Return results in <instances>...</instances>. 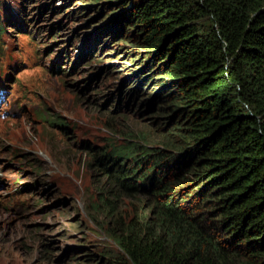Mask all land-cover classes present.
Masks as SVG:
<instances>
[{"label":"trees","instance_id":"obj_1","mask_svg":"<svg viewBox=\"0 0 264 264\" xmlns=\"http://www.w3.org/2000/svg\"><path fill=\"white\" fill-rule=\"evenodd\" d=\"M88 1L70 12L108 18L140 63L125 95L145 85L139 113L178 147H87L88 211L110 242L91 262L264 264V0Z\"/></svg>","mask_w":264,"mask_h":264},{"label":"rangeland","instance_id":"obj_2","mask_svg":"<svg viewBox=\"0 0 264 264\" xmlns=\"http://www.w3.org/2000/svg\"><path fill=\"white\" fill-rule=\"evenodd\" d=\"M87 5L0 0V264H93L89 255L110 246L88 211L89 145L118 137L178 149L139 113L145 85L125 95L140 63L114 32L103 33L108 18L70 12Z\"/></svg>","mask_w":264,"mask_h":264},{"label":"bare ground","instance_id":"obj_3","mask_svg":"<svg viewBox=\"0 0 264 264\" xmlns=\"http://www.w3.org/2000/svg\"><path fill=\"white\" fill-rule=\"evenodd\" d=\"M32 42V41H31ZM0 99H2V94H0Z\"/></svg>","mask_w":264,"mask_h":264}]
</instances>
